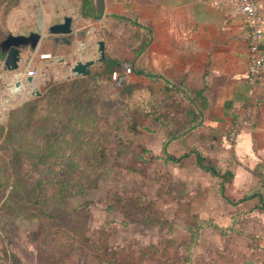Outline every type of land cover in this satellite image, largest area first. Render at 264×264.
<instances>
[{
	"label": "rangeland",
	"instance_id": "374dc122",
	"mask_svg": "<svg viewBox=\"0 0 264 264\" xmlns=\"http://www.w3.org/2000/svg\"><path fill=\"white\" fill-rule=\"evenodd\" d=\"M26 2L31 4L30 0H0V40L7 33L20 32L12 21L18 11H26ZM113 20L105 37V57L118 60L111 67L124 82H142L151 86V94L145 91L122 101L120 83L107 74L110 66L93 84L94 79L71 72L75 57L64 62L41 59L47 51L70 55L64 46L57 50L45 30L31 63H39V68L23 94L14 97L6 87L31 55L23 50L17 71H5L0 55V172L9 175L4 190L0 189V264H206L204 249H194V261L187 247L192 245V228L203 225L198 220L210 212L198 205L194 194L199 192L193 184L214 183V176L198 170L194 155L182 165L163 161L167 130L148 115L147 107L134 111L135 104L150 98L166 112L172 127H182L183 118L176 117L175 102L165 95L161 83L154 87L149 78L123 75V62L132 61L134 46L146 35L133 32L135 27L127 23L118 30L122 24ZM130 34L137 39L132 44H128L132 36L125 38ZM82 52L86 59L98 56L94 43ZM103 62H95L91 72L97 73ZM52 86L54 92H49ZM80 90L90 93L84 99L77 94ZM31 102L35 115L26 121L23 117ZM53 132L58 135L51 137ZM227 136L228 143L234 144ZM74 139L79 143H72ZM208 141L204 146L210 145ZM171 143L165 148L174 155L183 148L184 152L196 149L190 141L183 147ZM15 149L18 165L12 158ZM48 164H52L51 180L38 185L37 177ZM66 164L72 166L67 172ZM17 175L23 179L12 188ZM35 189L41 196L34 208L29 207L33 217H28L25 206Z\"/></svg>",
	"mask_w": 264,
	"mask_h": 264
},
{
	"label": "crops",
	"instance_id": "0c3cea01",
	"mask_svg": "<svg viewBox=\"0 0 264 264\" xmlns=\"http://www.w3.org/2000/svg\"><path fill=\"white\" fill-rule=\"evenodd\" d=\"M30 1L25 12L16 13L12 24L17 22L20 32L37 30L43 34L49 25L71 16L74 30L81 33L68 45L54 41V36L51 39L57 50L61 46L69 49L70 55L64 58L75 57L77 61L86 60L83 49L96 45L100 37L107 46L105 37L113 19L132 25L114 15L136 19L144 26L147 44L139 56L134 50L131 62L159 74L146 77L154 87L158 82L183 84L191 93L200 92L207 99L203 124L172 140L171 145L190 141L219 172H232L230 182L224 185L225 197L219 190L221 177L210 176L215 181L211 184H193L199 192L194 194L198 205L208 207L210 212L198 220L208 225L198 229L192 258L196 261L194 249L198 247L204 249L203 256L207 257L202 260L206 264L258 261L261 253L257 242L264 235V69L251 96L246 79L248 32L243 17L229 7L215 8L208 0H104V13L97 18L93 13L82 14L83 0ZM89 1L94 6V0ZM256 1L264 15V0ZM121 27L123 24L118 30ZM134 27L136 32L138 27ZM40 45L34 52L28 50L30 64ZM261 48L264 52V39ZM47 53L50 58L63 56ZM39 65L30 66L38 70ZM236 122L242 125L240 139L230 145L227 134ZM206 141L210 145L204 146Z\"/></svg>",
	"mask_w": 264,
	"mask_h": 264
},
{
	"label": "trees",
	"instance_id": "16d2710c",
	"mask_svg": "<svg viewBox=\"0 0 264 264\" xmlns=\"http://www.w3.org/2000/svg\"><path fill=\"white\" fill-rule=\"evenodd\" d=\"M81 12L84 15L93 13L94 18H97L100 16V15L95 13L92 1H89V0H83L82 1ZM114 16L120 20H125L127 22H130L132 25L138 27L137 30H140L143 32L144 26L139 24L136 19H130L129 17L120 16V15H114ZM136 40L137 39L133 38V36H132V38H128V44L129 43L132 44L131 41H136ZM146 44H147V40H145V41L143 40L142 43L139 44V46H137L135 48V50L137 51V53H136L137 55H139L145 49ZM113 64L118 65L119 64L118 60H116L114 58H110V57H105L104 62L102 63V66L97 73L90 72V74H88L86 76H81V77H83L85 79H94L93 84H96L99 77L106 72V70H104V68L106 66H110L109 67V73H107V74L110 75L111 72L114 71V69L111 67V65H113ZM130 64L132 66L130 73H132L135 76H140V77H144V78L145 77H149V78L160 77L159 74H152V73L144 70L143 67L135 66L134 62H130ZM76 78H78V77H76ZM119 86H120V92H119L118 96H119V99L122 101H128V100L130 101L134 96H136L137 94H139L141 92L144 93L145 91H147V94H151V90H152L151 86L144 85L142 82H138V81L127 83V82H124L122 80L120 82ZM54 87L52 86V88H50L49 92L53 91ZM55 90H56V88H55ZM163 92L166 93L165 95H169L173 99V101L175 102V109L177 110L176 114L179 115V116H176V115L175 116L179 120H181L183 118L182 127H180V126L172 127L171 122L166 119V114H165L166 112L156 108V106L153 104V102L151 101L150 98H147V100H144V102L136 103L135 108H134V111L139 113L142 110V108L145 109L147 107L148 108V110H147L148 115H151L154 120H156L158 123H160L162 126H164L166 128L167 134H166V140H165L164 145H163V156H162L163 161L182 165L186 161L187 158H189L191 155H194L195 165L197 167H199L200 169H202L203 171H205L207 173H210L213 176L221 177V182L219 184V190H220V193L222 194V196L225 197L223 195L224 185L226 182H230V180L232 178V172L230 170H226L223 173L219 172L217 170V168L215 167L213 161L196 149H190V150H187L180 155H174V154L167 152V150L165 148L166 145L170 141L182 138L185 134H187L191 130H193V129H195L198 126L203 124V121H204V114L203 113H204V110L207 106V99L200 92H195V94L191 93L183 84H170V83L163 84ZM89 93H90V91L80 90L79 93H77V94H78V96L79 95L83 96L85 99V97H87L89 95ZM29 105L30 106L27 107V110H26L25 115L23 117V119H25L26 121H28L34 117L35 110H36V106H35V104H33V102H31ZM170 109L171 108H169L168 111ZM23 124H24V122H23ZM27 126H30V125L28 124ZM56 135H58V132H53L51 134V137L56 136ZM47 141H48V139H47ZM47 141H46V143H47ZM66 142H67V140H66ZM72 143H79V141L74 139L72 141ZM47 145H50V143H48ZM48 148H50V146ZM15 150H16V153L13 154V156H12V158H14V159L17 158V155L19 153L18 149H15ZM48 156L49 155L45 156V158H48ZM13 162L15 163V165H18L20 163V159H15V160H13ZM41 162L45 163L46 161L44 159H42ZM67 164L65 165V172H67L68 169H71V167H72V166H67ZM3 169H4V167H3ZM51 169H52V164H48V166L46 167V170H41L42 172L40 171L41 173L37 177L38 178V181H37L38 185L41 182H45L46 180H51V173L53 174V172L50 171ZM43 171H48V172H43ZM49 172H50V176L48 175ZM18 173L19 172H17V174ZM17 176L18 177L15 178L14 182L12 183V188H16L17 183H19L23 179L22 178L23 176H21V175H17ZM8 179H9V175L6 173V171H4L2 173L0 172V189L1 190H4V184L8 182ZM59 181H61V180H59ZM59 181H58V183L60 185H62L61 182H59ZM32 189H34V188H32ZM60 191H63V190L60 188ZM10 193L8 194L7 197L11 196ZM39 196H41V193L35 189V192L33 193V195L30 198H28V199H32L29 203L30 205L28 204L27 206H25V210L28 212V214L25 216H28V217L32 216L33 217V215L30 214V211H32L33 209L29 210V207L34 208L33 206L38 204V202H39L38 197ZM6 202H7V200H6ZM3 203H5L4 200H3ZM31 203H32V205H31ZM27 207H28V209H27ZM200 223L203 225H201L199 227L192 228V229H194L192 231L194 233L193 237H192V239H193L192 245L187 247V251H188L189 255H191V251H190L191 247L197 241L198 229L200 227L208 225V224H205L202 222H200ZM187 261H189V259Z\"/></svg>",
	"mask_w": 264,
	"mask_h": 264
},
{
	"label": "built area",
	"instance_id": "2783aa9c",
	"mask_svg": "<svg viewBox=\"0 0 264 264\" xmlns=\"http://www.w3.org/2000/svg\"><path fill=\"white\" fill-rule=\"evenodd\" d=\"M211 6L215 8L229 7L232 8L237 14L243 17L248 32V46H247V83L249 86V94L254 95L258 78L264 69V52L261 48L264 39V15L262 14V7L256 0H208ZM50 58L51 54L47 53ZM31 64L28 62L23 69L18 72L13 80V84L7 85V91L11 96L22 95L25 86L29 85L26 80L27 76L34 77L36 70L31 69ZM123 75L131 72L132 66L130 63L123 62L122 64ZM111 78L118 82L122 81V76L116 71H112ZM14 86V88H13ZM242 129L241 123L236 122L235 126L230 132V137L237 142L240 139V132ZM257 247L261 253V258L248 264H264V235L258 240Z\"/></svg>",
	"mask_w": 264,
	"mask_h": 264
},
{
	"label": "water",
	"instance_id": "95a60500",
	"mask_svg": "<svg viewBox=\"0 0 264 264\" xmlns=\"http://www.w3.org/2000/svg\"><path fill=\"white\" fill-rule=\"evenodd\" d=\"M94 11L101 15L104 13V0H94ZM81 30H74L73 18L71 16H64L61 22L53 23L47 28V35L54 36V41H61L64 44H70L71 39ZM45 36L38 31H24L18 34L7 33L0 40V55L3 56V69L5 71H17L23 57V50L34 52L41 39ZM96 59L78 60L71 66V72L75 75L86 76L90 74L91 67L95 62H103L105 59V43L100 37L96 41ZM64 62V56H56L51 61ZM26 80L32 83L33 77L27 76Z\"/></svg>",
	"mask_w": 264,
	"mask_h": 264
},
{
	"label": "bare ground",
	"instance_id": "6f19581e",
	"mask_svg": "<svg viewBox=\"0 0 264 264\" xmlns=\"http://www.w3.org/2000/svg\"><path fill=\"white\" fill-rule=\"evenodd\" d=\"M44 54H47V53H43L42 55H43V57H48V55H44ZM13 80V79H12ZM12 82V81H11ZM13 88H14V86H13Z\"/></svg>",
	"mask_w": 264,
	"mask_h": 264
},
{
	"label": "flooded vegetation",
	"instance_id": "af4514ba",
	"mask_svg": "<svg viewBox=\"0 0 264 264\" xmlns=\"http://www.w3.org/2000/svg\"><path fill=\"white\" fill-rule=\"evenodd\" d=\"M58 42V41H57ZM59 42H61L60 40H59ZM1 57H3V56H1Z\"/></svg>",
	"mask_w": 264,
	"mask_h": 264
}]
</instances>
